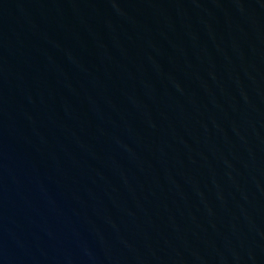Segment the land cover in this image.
Segmentation results:
<instances>
[{"label":"water","instance_id":"95a60500","mask_svg":"<svg viewBox=\"0 0 264 264\" xmlns=\"http://www.w3.org/2000/svg\"><path fill=\"white\" fill-rule=\"evenodd\" d=\"M0 264H264V0H0Z\"/></svg>","mask_w":264,"mask_h":264}]
</instances>
